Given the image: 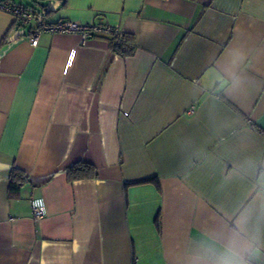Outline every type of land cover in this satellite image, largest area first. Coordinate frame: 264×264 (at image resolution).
<instances>
[{"label":"crops","instance_id":"crops-1","mask_svg":"<svg viewBox=\"0 0 264 264\" xmlns=\"http://www.w3.org/2000/svg\"><path fill=\"white\" fill-rule=\"evenodd\" d=\"M58 4L133 50L0 10V264H264V0Z\"/></svg>","mask_w":264,"mask_h":264},{"label":"trees","instance_id":"trees-1","mask_svg":"<svg viewBox=\"0 0 264 264\" xmlns=\"http://www.w3.org/2000/svg\"><path fill=\"white\" fill-rule=\"evenodd\" d=\"M60 1L61 0H51V2H49L46 6L36 3V5L41 8L38 9L26 3H17L15 0H0V10L9 13L16 19L15 23L17 24L18 29L25 30L26 28H29L32 23L37 24L38 26L33 31L34 33L39 30L43 24H46L41 23L42 20L47 18L54 12L53 9L58 7V2ZM15 12H18L19 16H17ZM24 14L30 16V22L28 24L22 25V23L19 22V19ZM108 40L112 49L118 54L128 55L132 53L134 42L131 36H128L126 34H119V37L117 39L108 38ZM93 175V168L85 163H78L67 170V176L69 181L90 179ZM24 180V175L18 170L13 169L10 174L9 180L11 191H18L23 185Z\"/></svg>","mask_w":264,"mask_h":264},{"label":"built area","instance_id":"built-area-1","mask_svg":"<svg viewBox=\"0 0 264 264\" xmlns=\"http://www.w3.org/2000/svg\"><path fill=\"white\" fill-rule=\"evenodd\" d=\"M19 16L18 12H15ZM15 19V18H14ZM16 20V19H15ZM18 22V21H17ZM19 22L23 24H28L30 22L29 15H22ZM42 32H52V33H62V34H78L81 42H86L87 39L93 36H106L108 38L117 39L119 37V32L110 27H96V26H84L73 22L65 23H46L41 26L39 30L33 33L31 38V44L36 45L38 36ZM32 214L34 219L40 220L45 217L46 209L45 204L41 199H36L31 202Z\"/></svg>","mask_w":264,"mask_h":264},{"label":"clouds","instance_id":"clouds-1","mask_svg":"<svg viewBox=\"0 0 264 264\" xmlns=\"http://www.w3.org/2000/svg\"><path fill=\"white\" fill-rule=\"evenodd\" d=\"M212 264H243V261L237 258V254L232 248L227 247L215 255Z\"/></svg>","mask_w":264,"mask_h":264},{"label":"rangeland","instance_id":"rangeland-1","mask_svg":"<svg viewBox=\"0 0 264 264\" xmlns=\"http://www.w3.org/2000/svg\"><path fill=\"white\" fill-rule=\"evenodd\" d=\"M17 3H26L28 5L34 6L38 9H41L39 6L36 5V3L47 5L51 0H15Z\"/></svg>","mask_w":264,"mask_h":264}]
</instances>
